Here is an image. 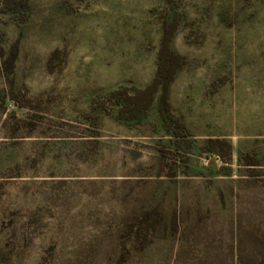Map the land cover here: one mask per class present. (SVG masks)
Listing matches in <instances>:
<instances>
[{
	"label": "rangeland",
	"instance_id": "374dc122",
	"mask_svg": "<svg viewBox=\"0 0 264 264\" xmlns=\"http://www.w3.org/2000/svg\"><path fill=\"white\" fill-rule=\"evenodd\" d=\"M0 264H264V0H0Z\"/></svg>",
	"mask_w": 264,
	"mask_h": 264
},
{
	"label": "trees",
	"instance_id": "16d2710c",
	"mask_svg": "<svg viewBox=\"0 0 264 264\" xmlns=\"http://www.w3.org/2000/svg\"><path fill=\"white\" fill-rule=\"evenodd\" d=\"M145 246H146V242H142L139 248L143 249Z\"/></svg>",
	"mask_w": 264,
	"mask_h": 264
}]
</instances>
